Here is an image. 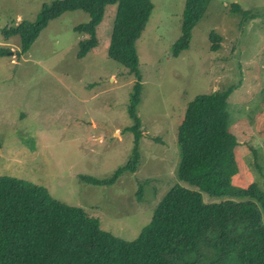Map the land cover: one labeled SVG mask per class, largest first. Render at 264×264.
<instances>
[{
  "label": "rangeland",
  "instance_id": "obj_1",
  "mask_svg": "<svg viewBox=\"0 0 264 264\" xmlns=\"http://www.w3.org/2000/svg\"><path fill=\"white\" fill-rule=\"evenodd\" d=\"M51 0H0V175L43 184L52 196L79 205L101 229L124 240L137 236L152 207L172 183L196 188L174 174L175 129L186 102L229 84L228 129L238 141L233 182L264 189V0H210L191 30L187 49L170 48L179 34L183 0H151L153 8L134 41L141 75L136 113L141 122L140 161L110 184H92L79 173L109 175L126 161L132 135L126 111L133 78L106 55L115 3L103 5L95 27L97 45L77 58L85 34L73 30L89 18L82 9L49 19L28 48L1 29L32 19ZM230 2L257 11L240 23ZM221 37L211 51L209 33ZM19 53V54H18ZM143 183L142 199L136 192ZM204 201L221 196L200 190ZM234 199H240L234 197Z\"/></svg>",
  "mask_w": 264,
  "mask_h": 264
},
{
  "label": "trees",
  "instance_id": "obj_2",
  "mask_svg": "<svg viewBox=\"0 0 264 264\" xmlns=\"http://www.w3.org/2000/svg\"><path fill=\"white\" fill-rule=\"evenodd\" d=\"M106 3H115L106 55L134 80L126 107L132 125L125 129L132 135V145L126 161L109 175L78 174L92 184H110L138 167L142 131L136 107L141 75L134 41L145 28L153 2L51 0L30 21L21 19L1 29L5 39L17 36L21 54L49 19L66 10L82 9L89 18L73 27L86 35L78 41L76 57L81 58L97 45L95 27ZM209 3L183 0L179 34L170 48L172 57L187 49L191 30ZM229 12L239 13L240 23L257 15L237 2H230ZM220 39L216 32L209 33L211 51L219 48ZM7 51L0 48V56ZM238 84L197 94L186 102L175 129L178 158L174 174L196 188L178 182L169 185L152 207L148 222L130 240L101 229L97 218L79 205L52 196L43 184L1 174L0 264H264V189L254 181L233 182L238 141L228 129L227 97ZM145 182L139 180L138 200ZM200 190L222 198L204 201Z\"/></svg>",
  "mask_w": 264,
  "mask_h": 264
}]
</instances>
